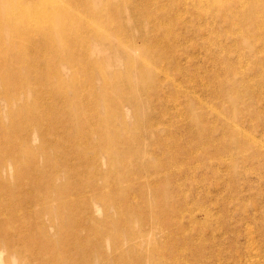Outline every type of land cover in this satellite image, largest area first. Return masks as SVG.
I'll return each instance as SVG.
<instances>
[{
  "label": "rangeland",
  "instance_id": "obj_1",
  "mask_svg": "<svg viewBox=\"0 0 264 264\" xmlns=\"http://www.w3.org/2000/svg\"><path fill=\"white\" fill-rule=\"evenodd\" d=\"M181 6L180 13L172 11L177 7L169 8L168 13L179 18L178 24L169 22V40L176 45L182 70L179 72L175 62L172 63V52L169 51L158 66L166 70L165 75L176 85H166L161 94L152 97L155 103L163 104L160 111L163 116L159 111H153L144 93L139 92L142 85L150 84V78L139 77L136 70L129 72L126 56L117 44L97 43L94 39L89 41L92 57L103 58L101 64L107 80L113 81L116 73L122 77L128 75L130 87L107 92L104 79L94 71L90 83L86 82L83 87L87 89L83 96L85 101H95L94 107L85 111L87 129L77 122L62 121L64 113L61 115L62 112L52 110L59 101L45 99V116L52 122L47 139L66 141L71 136L72 144L67 145L75 149L69 160L71 177L68 179L67 170H60L65 166L64 160L57 157L54 165L56 182L73 189L81 183H97V191L107 194L106 201H111V206L106 209L94 202L93 212L101 222L100 229L108 227L112 230L113 235L104 239L103 253L111 259L110 263L111 240L120 238V260L132 261L134 256L141 258L144 264H164L159 254L151 250L148 234L138 237V241L131 235L142 230L149 233L156 225L153 216L169 208L168 200L172 196L175 199L173 210H179L174 218L182 222L184 232L189 235L176 234L168 240L173 249L179 251L176 264H264V41L260 40L264 30L260 35L251 33L247 36V32L240 35L238 32L242 30L243 33V28L225 19H216L213 15L206 18L193 16ZM203 8L207 9L206 6ZM113 23L114 29L121 27V31H109L114 38L120 37L127 43L135 41V44L145 40L146 31L137 28L138 19L127 9L118 13ZM251 41L255 42V48ZM59 69L64 73V79L70 81L66 65ZM53 84L60 86L57 81H48L47 87L52 88ZM187 98L197 99L199 104L193 103L187 109ZM119 100L120 118H117L116 109L108 111L106 106ZM79 128H82L83 136L77 133ZM31 146L34 149L40 147L37 133L33 135ZM175 158L178 161L170 163L168 169L159 168V162ZM95 160L97 166H93ZM139 160L143 162L141 167L150 165L152 170L145 168L143 173H133ZM37 162L43 164L41 154ZM39 170L30 171L34 180L31 183L42 182ZM171 170L174 171L172 176L169 175ZM148 179L154 182L150 185L153 189L146 188L142 196L140 187ZM34 184L29 187L35 189ZM157 190L162 192L158 198L160 206L153 194ZM92 193L88 191L87 195L94 197ZM31 194L35 196L33 192ZM36 194L34 198L42 191ZM122 196L127 198L122 200ZM60 205L59 201L53 203L55 208ZM119 205L120 213L116 208ZM150 207L154 214L146 209ZM81 210L87 212L82 206ZM132 211L144 213V221H139ZM73 212L64 208L61 217L55 213L53 219L57 226L50 228V234L62 232L64 229L58 228L61 223L72 229L68 216ZM79 230L85 234L91 228L84 224ZM154 238L162 243L159 233ZM130 244H140V248L129 253ZM8 258L9 264H17L14 255ZM0 264H8L2 253Z\"/></svg>",
  "mask_w": 264,
  "mask_h": 264
},
{
  "label": "bare ground",
  "instance_id": "obj_2",
  "mask_svg": "<svg viewBox=\"0 0 264 264\" xmlns=\"http://www.w3.org/2000/svg\"><path fill=\"white\" fill-rule=\"evenodd\" d=\"M180 5L184 8L183 11L191 12L193 16L195 14L206 18L213 15L216 19H225L228 23L243 28V33L242 30L238 32L240 35L246 32L247 36H251V33L260 35L264 30V0H0V253L4 255L6 263L9 264L8 256L14 255L17 264H144L141 258L134 256L132 261L120 260V238L111 240L112 263L103 254L104 239L113 234L108 227L100 229L101 222L93 212L94 202L107 209L111 206V201H106L107 194L97 191V183H81L75 189L57 184L54 169L57 157L64 160L65 166H61L60 170H67L64 171L68 179V176L71 177L69 160L73 158L75 149L69 146L72 144L71 136L66 141L62 139L53 142L47 139V131H50L48 129L52 122L45 116V99L55 98L59 101L60 104L52 110L62 112L61 115L64 113L62 121L77 122L87 129L89 125L85 111L93 108L95 101H85L83 96L87 89L83 87L86 82L90 83V76H93L94 71L104 79V90L107 92L130 87L128 75L122 77L116 73L113 81L107 80L106 71L101 64L103 58L92 57L89 41L94 39L97 43L107 41L117 44L126 56L129 72L136 70L139 77L150 78V84L142 85L139 92L144 93L149 105L154 108L153 111H159V115L163 116L160 112L163 104L155 103L152 97L161 94L164 86L176 85L172 80L171 84L168 75H165L166 70L158 66L169 51L172 52V63L175 62L179 72L182 70L178 63L176 45L169 40V22L178 24L179 18L168 13L169 8L174 7L177 8L172 11L180 13ZM205 6L207 9L203 8ZM124 9L138 19L137 28L146 31L145 40H141L139 44H135V41L127 43L119 36L114 38L109 32L114 29L113 20ZM114 31H121V27ZM260 40L264 41V37L260 36ZM251 43L255 48V42ZM61 65L68 68V82L59 69ZM48 81H57L60 86L53 84L49 88ZM193 103L199 104V101L187 98L185 107L189 109ZM118 104L120 100L107 104L106 108L108 107V111L116 109L117 118H120ZM133 106L136 104L133 103ZM79 129L77 133L81 135L82 128ZM34 133H37L40 140V147L37 149L31 146ZM105 151L108 152L107 148ZM40 154L44 158L43 164L37 162ZM177 161L175 158L159 162V168L168 169L170 163ZM92 163L93 166L98 165L96 160ZM142 164L139 160L133 173H143L145 168L152 170L150 165L141 167ZM38 169L42 182L31 183L34 180L30 171ZM51 171L53 172L50 173ZM173 174L174 171L171 170L169 175ZM144 183L139 190L142 196L146 193V188L153 189L150 185L154 184L149 179ZM32 184L35 189L29 187ZM39 191L42 194L34 198ZM88 191L93 192L94 197L87 195ZM169 192L168 189V194ZM161 193L159 190L153 193L157 205L160 204L158 198ZM117 197L120 199V195ZM126 198L122 196V200ZM173 199L169 196V208L166 207L160 215L153 216L156 225L149 233L142 230L131 235L138 241V237H146L148 234L151 250L159 254L164 264H176L175 259L179 254L178 249H173L168 240L171 241L176 234L181 237L187 235L182 222L174 218L179 210H173ZM56 201L61 204L57 208L53 206ZM128 202L133 205L130 200ZM129 203L128 206H131ZM81 206L86 209V213L82 212ZM64 208L74 210L68 216L73 228H65L61 223L58 228L64 230L51 235L50 228L57 226L53 216L56 213L61 217ZM116 208L120 213V205ZM146 209L154 214L152 207ZM132 212L137 214L139 221H144V213ZM84 224L91 228L85 234L79 230ZM176 230L178 233H175ZM156 233L160 234L162 243L154 238ZM139 248L140 244H130L127 250L133 253ZM95 253L98 254L97 257Z\"/></svg>",
  "mask_w": 264,
  "mask_h": 264
}]
</instances>
